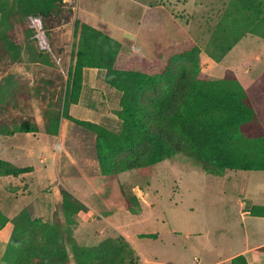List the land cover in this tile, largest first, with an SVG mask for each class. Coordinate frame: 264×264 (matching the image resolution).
I'll use <instances>...</instances> for the list:
<instances>
[{"label":"trees","instance_id":"obj_1","mask_svg":"<svg viewBox=\"0 0 264 264\" xmlns=\"http://www.w3.org/2000/svg\"><path fill=\"white\" fill-rule=\"evenodd\" d=\"M15 16L27 38L32 39L33 52L35 32L27 30L26 20L41 18L48 39L50 50L40 49L31 58L46 65L45 69L51 68L33 85L37 96H42L45 132L58 136L62 116L92 133L102 176L137 171L142 177H151L156 165L177 153L211 175L221 176L226 170L264 171V72L247 89L232 70H227L221 80H211L202 71L201 48L193 42L192 49L183 52L175 50L188 43L166 48L154 61L134 54L118 66L123 45L75 18L74 7L66 0H14L11 6L0 0V62L6 66L0 70V111L7 112L0 114V135L39 132L31 87H22L24 91L16 97L7 96L15 84L9 68L21 60L20 46L8 35ZM68 24L74 25L71 44L65 43L66 32L62 30ZM247 34L264 40V0H230L205 52L220 63ZM67 52L70 65L66 89L60 92L57 116L51 118L49 100L64 80L59 70L53 72L51 59L55 54L64 59ZM85 69L105 71L104 82L121 93L116 114L121 121L119 133L70 115V106L80 100ZM30 171L0 160V177H18ZM125 197L127 211L136 214L134 206L139 205V199L128 194ZM73 200L65 192L63 206L71 226L73 216L86 209ZM250 215L264 218V206H253ZM10 221L13 231L2 264H71L69 250L76 264H135L136 252L124 236L89 248L81 246L59 221L32 219L26 210L10 220L0 210V231ZM232 264H247V260L240 255L232 259Z\"/></svg>","mask_w":264,"mask_h":264},{"label":"rangeland","instance_id":"obj_2","mask_svg":"<svg viewBox=\"0 0 264 264\" xmlns=\"http://www.w3.org/2000/svg\"><path fill=\"white\" fill-rule=\"evenodd\" d=\"M5 1L10 6L14 3V0ZM188 1L179 0L180 6L177 9L172 0H66L69 6L74 7L79 19L89 13V19L96 20V23L104 28L114 31L125 29L128 32L127 39L122 42L128 57L134 55L133 51L136 50L152 59L160 49L192 39L197 42L203 55L210 59L205 52L206 47L230 0H194L196 7ZM163 4L166 6L164 9L159 7ZM200 4L204 10L196 13ZM140 5L147 6V10ZM206 8L208 10H205ZM173 12L175 20L171 17ZM14 20V25L8 33L9 38L21 49H30L18 16H15ZM28 22L26 20L25 24L27 30L31 31L30 21ZM73 26L68 24L62 27L66 32L65 43L71 44L74 40ZM33 39L40 50L35 33ZM258 39L259 42L256 41ZM185 43L188 44L177 48L175 53L192 49L191 41ZM254 54L259 56L255 55L252 59ZM61 58L55 54L51 59L53 72L59 70L64 76L63 82L53 93L54 97L49 100V106L52 108L49 110L51 118L57 116L59 97L62 94L60 92L66 89L70 52H67L64 59ZM19 63L10 71L14 80L18 71L16 74L19 83L12 84L11 94L16 97L21 94L22 87H31L33 113L37 123L44 128V106L40 103L42 96H37L33 85L49 73L51 68L39 67L31 70L24 66L23 60ZM25 63L28 65L26 61ZM245 64L248 65L243 67L242 72H248L250 79L244 80L240 77L243 87L249 86L264 72V40L258 36L247 34L231 50L221 66L230 67L236 73L237 65L241 67ZM124 66L123 64L122 67ZM0 67L6 66L0 62ZM206 68L207 62L204 58L203 70L207 71ZM211 79L220 80L218 76ZM100 97L102 98V94ZM0 114L6 115L7 112L0 111ZM60 122L63 126L64 144L77 156L85 176L78 179L80 173L72 175L64 168L62 174L67 180L73 179L74 182H53L44 185L42 190L37 192V195L43 198L42 204L47 207L48 216L45 217V222H61L69 228L81 246L89 248L103 240L115 239L124 234L141 255L149 260L147 264H232L233 258L246 256L249 252V264H264V250L260 249L264 246V218L246 214L250 200L256 205H264V171L226 170L221 176L211 175L196 167L185 155L177 153L171 159L156 165L151 177H142L137 171L104 177L96 161L95 136L64 120L62 116ZM115 122H109L110 130L119 133L121 121ZM52 145L56 147V140ZM65 192L79 205L86 203L89 206L87 208L84 205L85 211L78 216L74 215L81 223L88 222V227L79 230L77 223H74L76 226L69 225L63 206ZM126 194L139 199V205L134 206L136 214L127 211ZM25 210L32 218L35 210L30 207ZM110 215L114 216L113 221H110L113 219L109 218ZM12 217L14 219L15 215ZM107 221L113 222V227ZM143 234H155L157 237L144 239L141 238ZM8 242L9 240L0 245V264ZM69 254H72L70 250ZM141 259L136 251L135 264H146Z\"/></svg>","mask_w":264,"mask_h":264},{"label":"crops","instance_id":"obj_3","mask_svg":"<svg viewBox=\"0 0 264 264\" xmlns=\"http://www.w3.org/2000/svg\"><path fill=\"white\" fill-rule=\"evenodd\" d=\"M70 1L71 0H69V2ZM172 1L175 2V6L178 9L180 6L179 0H172ZM193 1L194 0H189L188 2H190L193 6L196 7V2L195 1L193 2ZM229 3L230 1L226 5V8L228 7ZM201 5L202 4L198 5L199 9H197L196 13H201L202 10H204ZM159 7H161L162 9L166 8L164 4L160 5ZM141 8H143L144 10H147L148 7L141 6ZM205 10H208V9L206 8ZM174 13L175 12H173L171 15L173 19H174L173 17ZM85 15L87 16L80 18L81 19L80 20L78 18V15L75 13V18L80 20L82 23H86L96 28L97 30L104 33L105 35L117 40L122 45H124L123 42H125L124 40L127 39L126 33H128L125 29L119 28L117 31H114V30L108 29L107 27L104 28L98 23H96V20H93L92 18L89 19L90 17L89 13ZM186 27L184 28L185 30H187ZM187 32L189 33V30ZM27 40H28L27 44L30 47V49L28 50L27 48L21 49L20 47L21 60H23L24 66H28L31 70L39 69V66L41 68L47 67L46 65H43V64L39 65V63L37 62L34 63L31 60V58L33 57V54H35L34 52L38 51L39 49L35 45L33 46L35 48L33 52L30 46L32 39H26V41ZM148 41H150V39ZM190 41L197 44V42L192 39L170 44L160 49L159 51H157L152 59H148L147 57L139 54L138 51L136 50H134L133 52H135L134 54L140 58H143L148 61H154L155 57L158 54H160L164 49L166 48L172 49L174 46L178 47L179 45L186 44L185 42H190ZM256 41L259 42L260 39ZM255 55H258V54H254L252 59H254ZM125 57H128V56H126L125 51L123 49V52L121 53L119 60H118V66H119V62L124 60ZM200 57H201V62H202V71L210 79L212 77L218 76L221 80L224 78L225 72L227 70L232 69L230 67L221 66L224 60L220 63H216L211 58L208 59L206 55L204 56L203 53H201ZM204 58H205V62H207V68H206L207 71L203 70ZM25 61L27 62L28 65H26ZM18 63H15V64H18ZM15 64L11 65L8 72H10L14 68ZM235 65L236 63L234 64V66ZM246 65L248 64L242 65L241 67L237 65L236 69H238V72L236 71V73L232 70L235 73L240 83H241L240 77H242L244 80L250 79L248 72L247 73L242 72V70L244 69L243 67H245ZM1 69L2 68L0 67V70ZM16 73H15V85H19L18 78H17L18 75ZM11 76H12L11 79H14V76L12 73H11ZM104 77H105V71L103 70L85 69L83 88L81 91L79 103L76 105H71L69 109V113L72 117L76 119L100 124L110 130L111 126L109 125V122L116 123L115 122L116 120L119 121L116 114L120 110L121 93L117 92L115 89L108 86L104 82ZM2 79L3 77L0 75V90L3 88V86L1 85V82H3ZM254 82L255 81L251 82L250 85L248 84L249 86L244 87V88L247 89ZM11 93H12V89L11 91L7 92V96H9L8 94H11ZM100 94H102V98L100 97ZM38 127H39V132L37 133H16L10 136L0 135V160L11 163L18 168H31L32 170L18 177H15V176L0 177V210L10 220L13 219L12 217L13 215H15L16 217L22 211H24L27 207H30L32 208L33 211L35 210L34 211L35 213L34 212L32 213V219H43V221L45 222V217L48 216L47 207H45V205L42 204L43 198L38 196L37 192L41 191L44 185L46 184L50 185L53 182L54 183L57 181L74 182L73 179L67 180L68 178L62 174V171L64 168L68 169L72 175L73 174L76 175L80 173L79 174L80 176L78 177V179H82V177L85 176L81 163L76 159L77 156L75 155V153L72 154L70 148L66 147L64 144L65 137H63L64 132H63L62 124L60 126V131H59L58 136L48 135L45 132V129L43 128V126L40 124H38ZM54 140H56L55 148L52 145ZM137 190H139V192L142 193V191L139 188H137ZM141 198L143 199V196ZM250 201L251 202H250L249 211L246 212L248 216H251L250 211L252 207L256 205L253 200H250ZM83 205H85L87 208L89 207L86 203L85 204L83 203ZM141 205H142V201H141ZM261 206H264V205H261ZM84 211L85 210L80 211L78 214L80 215ZM78 214L75 216H78ZM109 218H113L110 221L114 220L113 215H110ZM73 219L74 221H76L74 223L75 224L77 223V228H79V230H82L88 227L89 225L88 222L81 223L74 216H73ZM110 221H107V223L110 224L111 227H113V224H112L113 222H110ZM73 226H76V225H73ZM114 227L116 228L115 225ZM12 231H13V224L10 221L6 225V227L0 231V245L4 244L5 242L9 240L12 234ZM99 235L102 236L101 233ZM121 236H124L126 238L129 244L135 250V252L136 251L139 252V256L142 258L141 259L142 262L143 263L145 262L147 264L149 260L141 255L140 251L135 247V245L131 242V240L124 234H122ZM257 248H260V247H257ZM249 254L250 252L246 254L245 256L247 260V264L250 263ZM70 258H71V264H76L75 261L73 260L72 254H70Z\"/></svg>","mask_w":264,"mask_h":264},{"label":"built area","instance_id":"obj_4","mask_svg":"<svg viewBox=\"0 0 264 264\" xmlns=\"http://www.w3.org/2000/svg\"><path fill=\"white\" fill-rule=\"evenodd\" d=\"M30 28L35 32L40 48L44 51H49L50 47L41 18H31Z\"/></svg>","mask_w":264,"mask_h":264}]
</instances>
